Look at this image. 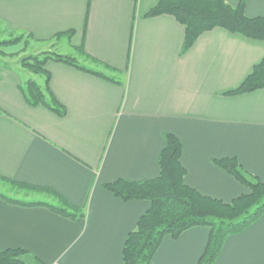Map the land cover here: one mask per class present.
Segmentation results:
<instances>
[{"label": "crops", "instance_id": "obj_1", "mask_svg": "<svg viewBox=\"0 0 264 264\" xmlns=\"http://www.w3.org/2000/svg\"><path fill=\"white\" fill-rule=\"evenodd\" d=\"M159 1L0 0V32L33 44L62 35L78 66L103 75L47 62L58 116L29 106L19 72L0 64V252L23 251L21 264H123L149 203L104 186L157 178L167 134L181 144L185 185L203 196L248 193L216 160L264 181V89L227 94L264 60V43L215 28L183 53L182 25L146 17ZM224 1L264 18V0ZM208 237L206 227L166 236L150 264H198ZM212 264H264V213Z\"/></svg>", "mask_w": 264, "mask_h": 264}, {"label": "trees", "instance_id": "obj_2", "mask_svg": "<svg viewBox=\"0 0 264 264\" xmlns=\"http://www.w3.org/2000/svg\"><path fill=\"white\" fill-rule=\"evenodd\" d=\"M159 15L172 16L184 27L183 53L191 48L201 34L215 28L264 43V18H247L242 2L237 7H231L224 0H160L146 17ZM66 34L71 36L72 32ZM61 36L56 35L55 38ZM22 37L24 35L19 38ZM27 39L30 40L29 37ZM79 53L87 60L101 65L82 49H79ZM49 61L63 63L99 77L103 75L78 66L72 56L56 55L42 60L29 58L21 62L23 66L31 67L30 72L44 78L42 86L33 79H28L20 87L26 103L31 107H45L58 116H63L65 109L56 101L48 87L49 74L45 65ZM262 89L264 60L253 68L237 89L227 94L238 96ZM180 157L179 140L167 134L165 147L158 158L160 173L157 178L140 182L117 180L104 186L105 190L125 202L149 203V209L139 218L136 229L125 240L123 264H150L164 237L175 239L183 232L197 227L209 230L207 244L198 264H212L229 236L243 232L264 213V181L242 171L234 158L216 160L214 163L245 187L248 193L224 203L203 196L185 185V169L180 163ZM23 253L21 250L1 251L0 264H21L20 257Z\"/></svg>", "mask_w": 264, "mask_h": 264}, {"label": "rangeland", "instance_id": "obj_3", "mask_svg": "<svg viewBox=\"0 0 264 264\" xmlns=\"http://www.w3.org/2000/svg\"><path fill=\"white\" fill-rule=\"evenodd\" d=\"M20 36L18 34L9 36L0 32V64L19 72L24 83L26 79H33L38 85L42 86L44 78L30 72L31 67L21 64L23 60L29 58L42 60L56 55L76 57V54L69 48L68 40L65 37H58L42 44H33L25 37L19 38ZM29 65H31V62H29Z\"/></svg>", "mask_w": 264, "mask_h": 264}]
</instances>
